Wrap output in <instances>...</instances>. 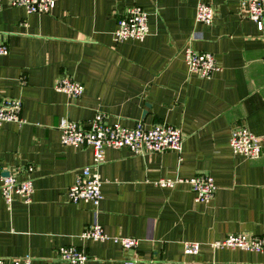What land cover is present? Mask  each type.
Listing matches in <instances>:
<instances>
[{"label": "crops", "instance_id": "1", "mask_svg": "<svg viewBox=\"0 0 264 264\" xmlns=\"http://www.w3.org/2000/svg\"><path fill=\"white\" fill-rule=\"evenodd\" d=\"M49 13H27L1 0L0 100L20 99L22 124H0L4 173L26 178L32 167L30 204L0 193V258L31 264H68L58 249L72 246L84 264H264V255L210 245L229 234L264 235V140L259 159L234 155L231 130L246 127L264 139V44L242 0H54ZM199 3L213 9L211 25L195 20ZM148 13L142 41L115 42L118 20L129 7ZM211 54L220 67L212 78L188 72L184 49ZM83 86L72 99L55 82ZM96 113L108 123L133 127L168 124L182 133L181 151L136 155L106 149L98 167L102 200L73 204L66 193L92 147L60 143L59 122L88 125ZM205 174L216 185L208 203L194 200L188 184L160 179ZM99 225L109 237H81ZM133 238L135 251L113 241ZM200 244L196 256L183 243Z\"/></svg>", "mask_w": 264, "mask_h": 264}, {"label": "built area", "instance_id": "2", "mask_svg": "<svg viewBox=\"0 0 264 264\" xmlns=\"http://www.w3.org/2000/svg\"><path fill=\"white\" fill-rule=\"evenodd\" d=\"M12 7L24 8L27 13H49L55 5L54 0H9ZM242 10L245 16L251 20L264 44V0H242ZM1 11V0H0ZM213 9L209 4L199 3L195 10V20L203 25H211L213 21ZM149 33L148 13L140 7L132 6L125 10L123 16L117 22L113 39L115 42L126 40L142 41ZM8 52L6 43L1 39L0 32V56ZM184 59L188 72L196 74L204 79H210L220 71L215 58L204 52H196L190 47L184 49ZM54 88L57 92L65 93L72 99L79 98L83 93V86L69 77H61L56 80ZM20 99L0 100V124L4 122L22 124ZM57 129L60 133V143L72 148L92 147L93 159L90 167L81 169L74 183L68 189L66 196L70 203H91L97 206L102 200V180L98 167L104 161L106 149H127L136 155L162 153L174 151L179 153L182 146V133L180 129L168 124H156L146 127L142 122H137L133 127H124L118 122L108 123L105 116L96 113L88 125L63 119ZM264 139L247 130L246 127L236 126L230 132L229 148L234 155H241L248 160L259 159L262 155V142ZM4 169L0 161V193L4 203L9 207L14 198H19L22 203L30 204L33 194L32 167L25 168L26 178L17 180V173H9L3 176ZM188 184L194 200L198 203H208L214 197L216 185L211 176L200 174L188 179H160L156 185L173 188L178 184ZM93 241H106L109 237L99 225H92L81 235ZM122 249L135 251L138 241L133 238H115ZM213 249H233L249 251L264 255V235L252 236L247 234H229L222 240L210 245ZM200 250V244L195 242L183 243L185 256H196ZM60 261L68 264H84L87 256L80 250L65 246L58 249ZM0 264H31L27 258L1 259ZM124 264H136L127 260Z\"/></svg>", "mask_w": 264, "mask_h": 264}, {"label": "water", "instance_id": "3", "mask_svg": "<svg viewBox=\"0 0 264 264\" xmlns=\"http://www.w3.org/2000/svg\"><path fill=\"white\" fill-rule=\"evenodd\" d=\"M8 175H9V173H7V172L6 173H3V176H8Z\"/></svg>", "mask_w": 264, "mask_h": 264}]
</instances>
